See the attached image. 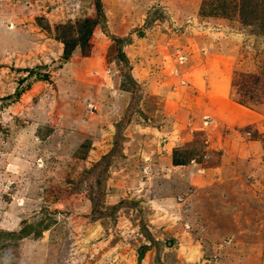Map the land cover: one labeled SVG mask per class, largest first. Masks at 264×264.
Segmentation results:
<instances>
[{"label": "rangeland", "instance_id": "rangeland-1", "mask_svg": "<svg viewBox=\"0 0 264 264\" xmlns=\"http://www.w3.org/2000/svg\"><path fill=\"white\" fill-rule=\"evenodd\" d=\"M221 1L102 0L65 59L95 0H0V264H264V11Z\"/></svg>", "mask_w": 264, "mask_h": 264}, {"label": "trees", "instance_id": "trees-1", "mask_svg": "<svg viewBox=\"0 0 264 264\" xmlns=\"http://www.w3.org/2000/svg\"><path fill=\"white\" fill-rule=\"evenodd\" d=\"M97 13L99 15L98 19L85 18L84 20L78 21V35L74 38H61L60 40L64 43V58L68 59L74 50L77 47H81L82 45L89 44V40L94 32V28L99 24L101 18L104 17V11L102 6V0H95ZM226 5H231L233 7H237L238 12L241 15L242 20L248 22L250 18L257 17L264 11V0H223L221 4L218 6L220 8H225ZM214 13V12H213ZM215 14V13H214ZM211 14V15H214ZM264 24V22H262ZM64 31L67 30L66 26L62 27ZM123 56V55H122ZM124 57V56H123ZM180 164V163H176Z\"/></svg>", "mask_w": 264, "mask_h": 264}, {"label": "crops", "instance_id": "crops-1", "mask_svg": "<svg viewBox=\"0 0 264 264\" xmlns=\"http://www.w3.org/2000/svg\"><path fill=\"white\" fill-rule=\"evenodd\" d=\"M225 60V59H224ZM222 63H223V61H222ZM212 67H216L215 69H216V71L217 72H223L224 71V69H223V67L225 68V66H223V65H221V64H219L218 63V61H216V62H213L212 64ZM208 77V76H207ZM210 78L208 77V80H209ZM214 89V88H213ZM201 93H202V91H201ZM218 94H213L212 92L210 93V91H207L206 92V95H205V98L206 99H212L213 101H216V104H220V103H223V101H225V96H224V93L222 92V91H218L217 92ZM207 106V105H206ZM229 107H230V109L229 110H231L232 112L230 113V117L231 118H234V117H237V116H240L241 114H243V113H246V112H244V111H242V110H240V109H238L237 107H234L233 105H229ZM230 112V111H229Z\"/></svg>", "mask_w": 264, "mask_h": 264}]
</instances>
